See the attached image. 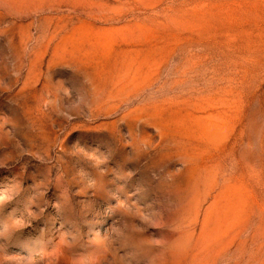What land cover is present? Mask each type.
Instances as JSON below:
<instances>
[{
	"label": "rangeland",
	"instance_id": "obj_1",
	"mask_svg": "<svg viewBox=\"0 0 264 264\" xmlns=\"http://www.w3.org/2000/svg\"><path fill=\"white\" fill-rule=\"evenodd\" d=\"M0 264H264V0H0Z\"/></svg>",
	"mask_w": 264,
	"mask_h": 264
}]
</instances>
